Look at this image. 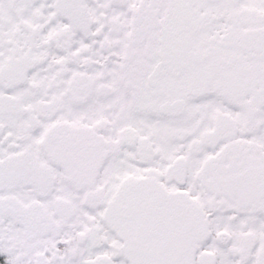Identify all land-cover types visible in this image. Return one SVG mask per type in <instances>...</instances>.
Wrapping results in <instances>:
<instances>
[{
  "label": "snow or ice",
  "instance_id": "snow-or-ice-1",
  "mask_svg": "<svg viewBox=\"0 0 264 264\" xmlns=\"http://www.w3.org/2000/svg\"><path fill=\"white\" fill-rule=\"evenodd\" d=\"M0 264H264V0H0Z\"/></svg>",
  "mask_w": 264,
  "mask_h": 264
}]
</instances>
